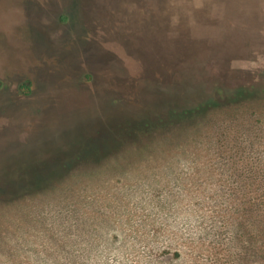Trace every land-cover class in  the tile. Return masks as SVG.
I'll list each match as a JSON object with an SVG mask.
<instances>
[{"label": "rangeland", "instance_id": "1", "mask_svg": "<svg viewBox=\"0 0 264 264\" xmlns=\"http://www.w3.org/2000/svg\"><path fill=\"white\" fill-rule=\"evenodd\" d=\"M242 85L264 89V0H0V180L104 133L128 142L72 170L68 201L53 188L5 205L14 212L48 199L51 211L42 231L20 217L35 242L0 249V259H43L44 242L57 238L79 249L114 239L138 243L93 257L264 264V91L192 119L173 114ZM68 205L87 217L56 215ZM44 226L61 231L47 237ZM151 243L181 254L166 259Z\"/></svg>", "mask_w": 264, "mask_h": 264}, {"label": "trees", "instance_id": "2", "mask_svg": "<svg viewBox=\"0 0 264 264\" xmlns=\"http://www.w3.org/2000/svg\"><path fill=\"white\" fill-rule=\"evenodd\" d=\"M66 17V15L63 16V18ZM263 91L264 89L261 88L252 89V87L249 85H242L233 89L232 91L226 90L224 91V94L221 93V95L218 97H208L203 100L196 101L195 104L182 107L180 110L175 109L173 110V114H175V116L180 120L192 119L204 111L209 112L217 108H225L229 105L240 106L244 103L250 102L251 100L254 101L259 95H261ZM150 122L151 121H147L148 124ZM124 127V134L127 137L129 134L128 138H133L137 135V130L128 126ZM142 131H146L145 133L147 134L149 133V130L147 131L146 129ZM106 134L108 133H104V135ZM99 135L101 136V134ZM104 135L102 137L95 138L92 143L89 142L88 144H83L75 151L76 153L73 152L70 154V156H61L53 160L29 164L25 166V169H22L23 171H21L20 175L8 177L6 180H0V249L11 251L17 244L33 246L30 244L34 243L35 241L27 237L28 234L32 233L27 231V229H24V227L19 222V218L30 217L33 223L42 225V221L45 219L43 214H48L51 211L48 208H44V205L48 199L42 206L38 207V205H35L32 207V209L19 208L18 211L12 212L13 210L8 207L17 208V204L27 202L31 196L41 197L45 191L51 190L53 188H58L54 190V194L58 196V202L68 201L71 194L67 192L70 187L67 185L69 184L68 174L71 173L72 170H75L82 165L89 166L92 165L93 162H100L102 159L101 157L104 155L106 156L111 152H120L122 150L121 148H125V145H128L127 141H110V136L108 135V137H104ZM31 168L33 171H29V173H27L26 171L31 170ZM63 186H67V189L59 188ZM51 202L56 203L53 202V200ZM5 205L8 207H5ZM8 212H12L11 217H7ZM63 213L72 214L81 218H86L88 215L86 210H84L81 206L72 208L71 205L61 208L56 212V215ZM8 219L9 222L7 221ZM44 227L45 230L41 233L47 237H49V235L56 236L58 231H61L57 228L51 230L47 226ZM88 227L93 228V231H100L95 228V225H89ZM4 229L6 233L10 234L9 236H3V233L5 234V232H3ZM39 230H43V225L39 227ZM102 230L106 234H110L112 236L116 235L115 226L108 225V227H105ZM64 233L66 232L64 231ZM129 242L130 240H125L118 243L114 239H111L109 242L104 243L102 240H95L89 243H80V245L83 244L84 246L83 248L79 249L76 246L77 244L75 245L67 239L61 240L57 238L53 241L46 240L44 242L45 246L43 251L48 253L45 254L43 259H30L23 258L19 255L7 254L5 259H0V264H103L106 259L93 257L95 252L115 251L114 249H117L121 251V255L123 253L127 254V250H133V246L138 243L134 241L132 245H129ZM152 244L155 246V254L166 256L164 257L166 259H171L172 257L181 254L179 251H176L172 255L167 256V250H164V252L163 250L157 248L155 243H151V245ZM62 250L65 254L64 256L63 253L60 255L59 253H57V255H53L54 253H52ZM78 251H82L83 253H79ZM67 252L72 254L69 255ZM85 252L87 253L85 254ZM133 257L135 256L133 255ZM134 259V261H138V259Z\"/></svg>", "mask_w": 264, "mask_h": 264}]
</instances>
